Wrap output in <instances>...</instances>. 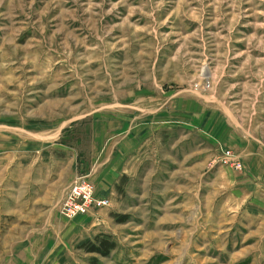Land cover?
I'll use <instances>...</instances> for the list:
<instances>
[{
    "label": "rangeland",
    "instance_id": "374dc122",
    "mask_svg": "<svg viewBox=\"0 0 264 264\" xmlns=\"http://www.w3.org/2000/svg\"><path fill=\"white\" fill-rule=\"evenodd\" d=\"M17 132L72 143L71 183L142 146L72 218L70 185L9 199L0 152V264H264V0H0V143ZM100 234L107 256L81 247Z\"/></svg>",
    "mask_w": 264,
    "mask_h": 264
},
{
    "label": "crops",
    "instance_id": "0c3cea01",
    "mask_svg": "<svg viewBox=\"0 0 264 264\" xmlns=\"http://www.w3.org/2000/svg\"><path fill=\"white\" fill-rule=\"evenodd\" d=\"M110 126L112 125L109 124L108 127ZM92 127V133L95 137L96 129H99L95 124H92ZM56 133L54 135L50 133L48 137L46 135L43 139L39 133H33L31 140H26L28 138H25V134L22 135L19 132H17L18 137H12L8 134L2 138L4 139L0 143L2 158L12 159V166L3 167L6 170L1 172L6 175L2 177L1 182L2 185L4 184L2 190L7 195L15 189L19 193L17 194L18 198L29 200L43 194V192L41 193L42 185L61 183L60 189L68 188L67 186L73 179V174L69 172L67 175L65 169L74 161L73 145L72 143H62L59 140L60 135ZM118 139V142L115 141L109 148H106V153L110 152L109 162L100 163L99 166L94 165L90 172L95 181L97 194L101 197H109L118 178L124 173L123 164L126 161L128 163L132 160L137 161L138 150L142 146V138L134 137L131 139L129 137L127 140V138L119 137ZM118 149L124 154L119 156ZM61 168H64V172ZM8 197L10 199L9 195Z\"/></svg>",
    "mask_w": 264,
    "mask_h": 264
},
{
    "label": "built area",
    "instance_id": "2783aa9c",
    "mask_svg": "<svg viewBox=\"0 0 264 264\" xmlns=\"http://www.w3.org/2000/svg\"><path fill=\"white\" fill-rule=\"evenodd\" d=\"M110 204L106 197H97L94 184L86 176L73 180L60 202V213L68 218L101 209Z\"/></svg>",
    "mask_w": 264,
    "mask_h": 264
},
{
    "label": "trees",
    "instance_id": "16d2710c",
    "mask_svg": "<svg viewBox=\"0 0 264 264\" xmlns=\"http://www.w3.org/2000/svg\"><path fill=\"white\" fill-rule=\"evenodd\" d=\"M87 252L99 253L102 256H107L115 247L114 242L106 236L96 235L93 240H89L81 244Z\"/></svg>",
    "mask_w": 264,
    "mask_h": 264
}]
</instances>
